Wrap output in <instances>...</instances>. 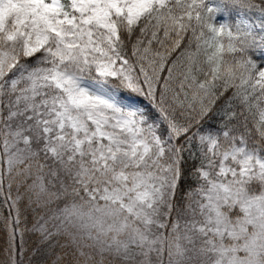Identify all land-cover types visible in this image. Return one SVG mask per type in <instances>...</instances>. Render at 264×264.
Segmentation results:
<instances>
[{
  "label": "snow or ice",
  "instance_id": "6c2138e0",
  "mask_svg": "<svg viewBox=\"0 0 264 264\" xmlns=\"http://www.w3.org/2000/svg\"><path fill=\"white\" fill-rule=\"evenodd\" d=\"M0 264H264V0H0Z\"/></svg>",
  "mask_w": 264,
  "mask_h": 264
}]
</instances>
